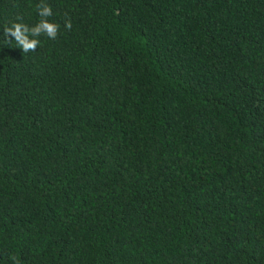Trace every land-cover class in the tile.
Segmentation results:
<instances>
[{"label": "trees", "instance_id": "16d2710c", "mask_svg": "<svg viewBox=\"0 0 264 264\" xmlns=\"http://www.w3.org/2000/svg\"><path fill=\"white\" fill-rule=\"evenodd\" d=\"M47 3L0 45V264H264V0Z\"/></svg>", "mask_w": 264, "mask_h": 264}, {"label": "clouds", "instance_id": "9594fccd", "mask_svg": "<svg viewBox=\"0 0 264 264\" xmlns=\"http://www.w3.org/2000/svg\"><path fill=\"white\" fill-rule=\"evenodd\" d=\"M36 10L40 17L39 22L34 26H29L23 22H13L11 25L3 27V38H0V45L8 46L12 44L14 38L17 47H20L24 53H30L37 50L41 41L39 37L46 36L48 39L55 40L58 38L60 25L50 22L49 18L53 16V8L47 3V0H40L36 5ZM22 17H17L21 21ZM65 27L71 30V20H66ZM12 264H21L16 256H11Z\"/></svg>", "mask_w": 264, "mask_h": 264}]
</instances>
